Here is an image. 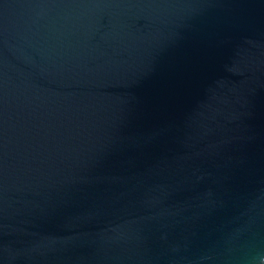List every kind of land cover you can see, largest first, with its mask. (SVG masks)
I'll use <instances>...</instances> for the list:
<instances>
[{
    "label": "water",
    "instance_id": "95a60500",
    "mask_svg": "<svg viewBox=\"0 0 264 264\" xmlns=\"http://www.w3.org/2000/svg\"><path fill=\"white\" fill-rule=\"evenodd\" d=\"M0 264H264V0H0Z\"/></svg>",
    "mask_w": 264,
    "mask_h": 264
}]
</instances>
